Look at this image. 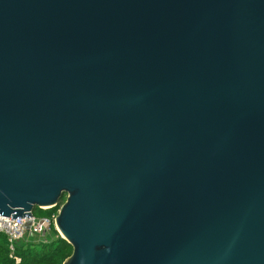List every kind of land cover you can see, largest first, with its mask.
<instances>
[{
    "label": "water",
    "instance_id": "95a60500",
    "mask_svg": "<svg viewBox=\"0 0 264 264\" xmlns=\"http://www.w3.org/2000/svg\"><path fill=\"white\" fill-rule=\"evenodd\" d=\"M56 206L62 264H264V0H0V215Z\"/></svg>",
    "mask_w": 264,
    "mask_h": 264
},
{
    "label": "trees",
    "instance_id": "16d2710c",
    "mask_svg": "<svg viewBox=\"0 0 264 264\" xmlns=\"http://www.w3.org/2000/svg\"><path fill=\"white\" fill-rule=\"evenodd\" d=\"M57 209L58 206L49 209L35 208L33 214L49 216ZM20 242H18L15 251L19 262H15L10 257L6 237L0 233V264H62L72 252V247L61 238L54 227L42 239Z\"/></svg>",
    "mask_w": 264,
    "mask_h": 264
},
{
    "label": "built area",
    "instance_id": "2783aa9c",
    "mask_svg": "<svg viewBox=\"0 0 264 264\" xmlns=\"http://www.w3.org/2000/svg\"><path fill=\"white\" fill-rule=\"evenodd\" d=\"M55 213L49 216H36L32 214L29 217H17L11 219V216L0 215V233L6 237L10 257L15 262H19V257L15 254L18 242L25 240L27 236H37L42 238L50 231L52 227L56 229Z\"/></svg>",
    "mask_w": 264,
    "mask_h": 264
},
{
    "label": "rangeland",
    "instance_id": "374dc122",
    "mask_svg": "<svg viewBox=\"0 0 264 264\" xmlns=\"http://www.w3.org/2000/svg\"><path fill=\"white\" fill-rule=\"evenodd\" d=\"M32 239H42V238H40V237L38 238L37 236H30V237L27 236V237L25 238V240H22L21 242H23V241H27V240H32ZM21 242H20V243H21Z\"/></svg>",
    "mask_w": 264,
    "mask_h": 264
}]
</instances>
